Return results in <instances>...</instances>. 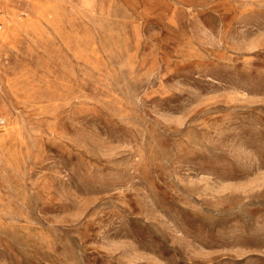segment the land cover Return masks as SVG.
I'll list each match as a JSON object with an SVG mask.
<instances>
[{
  "label": "rangeland",
  "instance_id": "obj_1",
  "mask_svg": "<svg viewBox=\"0 0 264 264\" xmlns=\"http://www.w3.org/2000/svg\"><path fill=\"white\" fill-rule=\"evenodd\" d=\"M0 264H264V0H0Z\"/></svg>",
  "mask_w": 264,
  "mask_h": 264
}]
</instances>
